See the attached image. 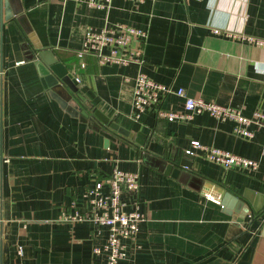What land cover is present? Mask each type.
Masks as SVG:
<instances>
[{"label":"crops","instance_id":"obj_1","mask_svg":"<svg viewBox=\"0 0 264 264\" xmlns=\"http://www.w3.org/2000/svg\"><path fill=\"white\" fill-rule=\"evenodd\" d=\"M18 0H15L17 3ZM26 19H0V264H107L96 253L108 238L91 219L88 188L115 166L140 174L136 194L145 219L119 264H264V127L236 134V121L209 112L170 121L147 108L132 117L134 77L142 70L172 87L164 108L186 93L264 111V0H20ZM123 22L147 30L144 63L81 59L87 26ZM52 48L74 76L82 111L65 107L44 84L36 50ZM85 65H82V62ZM100 109L123 134L94 115ZM260 161L227 168L201 151L181 159L191 141ZM104 192L109 190L104 184ZM230 190L240 199L225 197ZM220 199L216 202L207 196ZM255 209V208H254ZM76 213L84 219H72ZM22 246V252L19 250Z\"/></svg>","mask_w":264,"mask_h":264},{"label":"built area","instance_id":"obj_2","mask_svg":"<svg viewBox=\"0 0 264 264\" xmlns=\"http://www.w3.org/2000/svg\"><path fill=\"white\" fill-rule=\"evenodd\" d=\"M84 1L97 7H110L112 3V0ZM147 33L145 28L123 22H116L112 25L105 24L102 28L89 25L85 30L83 43L78 54L81 59H84L86 54H93L101 63L143 64ZM247 37L259 44H264L263 40L256 39L254 36L248 35ZM82 65H85L84 61ZM76 78L78 81L80 80V77L76 76ZM134 82L135 110L132 117L135 119H139L147 108H153L159 116L170 121H191L196 114L201 112H209L219 119H233L236 121L233 131L247 138H252L255 134L249 127L251 123L264 127V111L262 110H256L252 115H246L237 107L188 95L184 87H179L176 90L185 98L183 105L179 108H164L162 101L165 95L172 90L171 86L152 78L142 70L136 74ZM191 145L187 151L193 154L201 151L205 158L219 162L227 168L255 170L260 165L258 159L204 143L199 139L192 140ZM104 184L109 186L107 192L102 190ZM139 187V172L115 166L110 174L103 180H98L94 186L85 192L92 209L90 219L96 225H106L109 229L106 243L94 248L96 253H106L107 264H119L122 258L129 255L128 245L124 240L134 239L140 229V223L145 219V214L140 210L138 200L132 199L134 207L128 209L129 199L124 198L125 194H136ZM207 196L216 202H220V199L211 193H208ZM71 218L84 219L85 216L76 213ZM19 247L20 252H22V246Z\"/></svg>","mask_w":264,"mask_h":264},{"label":"water","instance_id":"obj_3","mask_svg":"<svg viewBox=\"0 0 264 264\" xmlns=\"http://www.w3.org/2000/svg\"><path fill=\"white\" fill-rule=\"evenodd\" d=\"M23 6L18 0L15 3V0H0V19L4 18L7 20H17L21 24L26 19V14L23 11ZM24 25V24H23ZM39 48V47H37ZM36 57L38 58L37 63L40 69V72L43 76L44 84L46 87H50L54 96H56L61 103L67 107L69 110L78 112L82 111L83 114L89 116V113L86 109H83L77 97L76 93L79 91V81L72 72L69 71V68L60 60L56 55L55 51L52 48H39L36 50ZM94 115L97 116L102 122L109 124L111 128L127 134L125 128L119 125L114 120L102 112L100 109H94ZM193 153L186 150L181 159V163L185 166L191 167ZM234 196L240 199L238 196L233 194L230 190L226 191L225 197ZM255 208V209H254ZM254 210L263 213L264 209L253 207ZM263 228H264V218H263ZM264 233V230H263Z\"/></svg>","mask_w":264,"mask_h":264},{"label":"trees","instance_id":"obj_4","mask_svg":"<svg viewBox=\"0 0 264 264\" xmlns=\"http://www.w3.org/2000/svg\"><path fill=\"white\" fill-rule=\"evenodd\" d=\"M77 55L79 56L78 52H77ZM86 55H87V54H86ZM86 55H85V56H86ZM79 57H80V56H79Z\"/></svg>","mask_w":264,"mask_h":264}]
</instances>
